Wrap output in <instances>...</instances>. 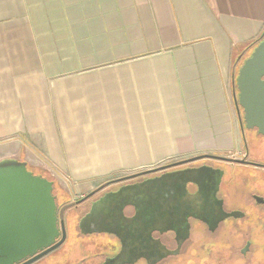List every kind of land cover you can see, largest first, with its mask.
I'll return each mask as SVG.
<instances>
[{
	"label": "crops",
	"instance_id": "0c3cea01",
	"mask_svg": "<svg viewBox=\"0 0 264 264\" xmlns=\"http://www.w3.org/2000/svg\"><path fill=\"white\" fill-rule=\"evenodd\" d=\"M263 34L264 0H0V161L91 190L241 154L234 63Z\"/></svg>",
	"mask_w": 264,
	"mask_h": 264
},
{
	"label": "flooded vegetation",
	"instance_id": "af4514ba",
	"mask_svg": "<svg viewBox=\"0 0 264 264\" xmlns=\"http://www.w3.org/2000/svg\"><path fill=\"white\" fill-rule=\"evenodd\" d=\"M238 122L240 158L178 160L106 180L91 190L64 189L42 175L54 182L64 222L52 247L61 245L32 264H169L195 234L214 235L225 228L231 235L245 220L264 230V135L257 128L247 130L244 122L242 130ZM245 170L254 181L246 180ZM248 244L250 249L248 241L240 251L244 257Z\"/></svg>",
	"mask_w": 264,
	"mask_h": 264
},
{
	"label": "water",
	"instance_id": "95a60500",
	"mask_svg": "<svg viewBox=\"0 0 264 264\" xmlns=\"http://www.w3.org/2000/svg\"><path fill=\"white\" fill-rule=\"evenodd\" d=\"M248 50L236 59L235 69ZM235 76L233 97L241 129L244 122L247 130L257 128L264 135V34ZM53 192L54 182L35 175L26 162L0 161V264L29 258L25 264H32L61 245L52 247L60 236L65 209L59 213Z\"/></svg>",
	"mask_w": 264,
	"mask_h": 264
},
{
	"label": "rangeland",
	"instance_id": "374dc122",
	"mask_svg": "<svg viewBox=\"0 0 264 264\" xmlns=\"http://www.w3.org/2000/svg\"><path fill=\"white\" fill-rule=\"evenodd\" d=\"M230 156L241 157L240 154H231ZM29 167L32 169L29 170L35 175L46 174L45 176L54 179L61 188L71 189L72 187L67 184L64 177L46 163L44 166L42 165L43 169L42 167ZM243 173H245L246 180L254 181V178H250L251 174L248 170ZM122 176L117 175L111 179ZM248 222L245 220L237 223L238 233L231 235L224 233L225 228L214 235L205 232L195 234L183 248L182 254L169 264H264V230H260L259 227L252 228ZM260 222V226H264V221ZM248 241L251 243V247L248 255L244 257L240 251Z\"/></svg>",
	"mask_w": 264,
	"mask_h": 264
},
{
	"label": "trees",
	"instance_id": "16d2710c",
	"mask_svg": "<svg viewBox=\"0 0 264 264\" xmlns=\"http://www.w3.org/2000/svg\"><path fill=\"white\" fill-rule=\"evenodd\" d=\"M260 40V39H259ZM258 42V41H257ZM257 42L255 41V42H252V43H250V44H248L245 48H244V50H246L247 48H249V50H248V52H247V54L245 55V57L243 58V60H242V62L239 64V66L236 68V76H237V74H238V71H239V69H240V67H241V65H242V63L246 60V59H248L250 56H251V54H252V52L254 51V49H255V47L257 46ZM236 76H235V78H236ZM28 169H31L29 166H28ZM32 170V169H31ZM37 173V172H36ZM41 175V174H40ZM46 175V174H45Z\"/></svg>",
	"mask_w": 264,
	"mask_h": 264
}]
</instances>
